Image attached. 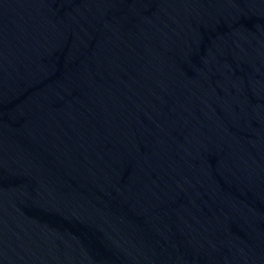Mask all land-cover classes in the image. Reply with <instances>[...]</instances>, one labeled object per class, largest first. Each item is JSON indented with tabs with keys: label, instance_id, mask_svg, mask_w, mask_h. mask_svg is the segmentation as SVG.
Returning <instances> with one entry per match:
<instances>
[{
	"label": "water",
	"instance_id": "obj_1",
	"mask_svg": "<svg viewBox=\"0 0 264 264\" xmlns=\"http://www.w3.org/2000/svg\"><path fill=\"white\" fill-rule=\"evenodd\" d=\"M0 264H264V0H0Z\"/></svg>",
	"mask_w": 264,
	"mask_h": 264
}]
</instances>
